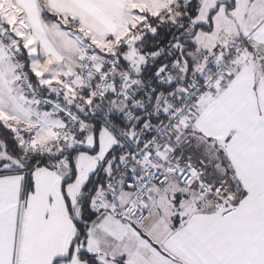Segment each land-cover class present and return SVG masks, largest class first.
Listing matches in <instances>:
<instances>
[{
	"label": "snow or ice",
	"instance_id": "obj_1",
	"mask_svg": "<svg viewBox=\"0 0 264 264\" xmlns=\"http://www.w3.org/2000/svg\"><path fill=\"white\" fill-rule=\"evenodd\" d=\"M0 264H264V0H0Z\"/></svg>",
	"mask_w": 264,
	"mask_h": 264
}]
</instances>
